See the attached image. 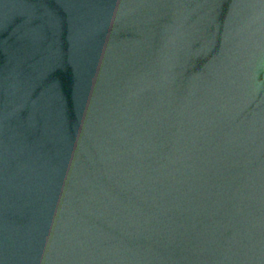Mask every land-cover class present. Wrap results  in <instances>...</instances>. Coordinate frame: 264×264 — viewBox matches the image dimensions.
Here are the masks:
<instances>
[{
  "label": "water",
  "instance_id": "water-1",
  "mask_svg": "<svg viewBox=\"0 0 264 264\" xmlns=\"http://www.w3.org/2000/svg\"><path fill=\"white\" fill-rule=\"evenodd\" d=\"M0 264H264V0H0Z\"/></svg>",
  "mask_w": 264,
  "mask_h": 264
}]
</instances>
